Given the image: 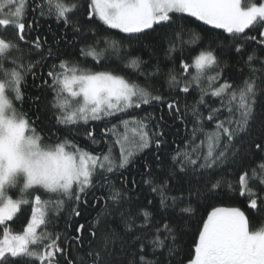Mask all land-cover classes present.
Segmentation results:
<instances>
[{
	"label": "snow or ice",
	"instance_id": "snow-or-ice-1",
	"mask_svg": "<svg viewBox=\"0 0 264 264\" xmlns=\"http://www.w3.org/2000/svg\"><path fill=\"white\" fill-rule=\"evenodd\" d=\"M29 3L31 19L26 15ZM77 12L80 16H75ZM175 13L229 35L215 48L209 44L200 49L189 64L182 58L183 47L200 37L192 33L185 41L182 26L144 44L149 52L145 60L128 54L130 43L101 34L94 24L118 29L129 42L139 43L146 30L172 25ZM53 19L56 29L49 23L48 31L41 34V21ZM9 28L13 39L0 35V264H174L177 232L187 223L185 218L194 217L198 205L207 207L211 200L237 195L246 202L245 209L212 207L200 218L194 254L180 264H264V220L253 224L246 214L264 215V160L248 166L254 153H264V2L0 0V32ZM252 28L256 35H244ZM164 42L168 44L165 59L173 63L166 72L159 61L151 63ZM78 43L80 59H71ZM250 44L254 46L249 48ZM13 51L18 55L11 57ZM89 59L96 65L119 61L138 79L117 68L95 71L80 62ZM49 60L56 62L49 65ZM177 61L182 72L177 71ZM6 63L12 67L6 68ZM190 69L194 74L185 79ZM245 69L247 75L239 83L226 75L243 74ZM29 74L35 88L52 93L47 108L55 125L48 137L36 127L40 96L30 97L31 105L37 106L31 118L14 103L22 105L26 99ZM161 75L163 85L175 96L163 95L162 86L154 83ZM193 88L198 98L182 104L179 94L186 96ZM157 105L159 117L130 114ZM165 106L172 125L165 121ZM117 118L116 124L100 130L102 139L86 128L88 147L80 146L70 134L60 135L62 127L94 121L110 124ZM177 122L185 129L183 147L170 149L166 136ZM206 123L212 128H205ZM254 124L258 132L253 131ZM171 134L181 135L178 128ZM92 147L101 151L94 153ZM141 156L142 171H138ZM41 191L56 199H44ZM148 196L158 197L159 203ZM141 197L146 204H138ZM23 206H30V215L16 231L8 222ZM82 207L99 211L90 222L74 226ZM65 209L64 231H49L48 225L58 221Z\"/></svg>",
	"mask_w": 264,
	"mask_h": 264
},
{
	"label": "trees",
	"instance_id": "trees-1",
	"mask_svg": "<svg viewBox=\"0 0 264 264\" xmlns=\"http://www.w3.org/2000/svg\"><path fill=\"white\" fill-rule=\"evenodd\" d=\"M248 2H256V3H260V2H264V0H242V3H248ZM31 4L29 3V10L26 13L27 18L31 19L32 17V12H31ZM80 12L75 13V16H80ZM173 17V21L174 23L170 26H167L165 28H161L159 26H155V31L152 30H146L145 35L141 38V42L137 43L135 40L129 42L127 39H125V36L127 34H123L121 33L118 29H108L106 30V26L100 25L98 22H94L95 26L98 28V31L101 34L104 35H108L112 38H115L117 40H123V42L127 45V44H131V52L128 53L129 55L132 56H141L143 59L147 60L149 58V52L147 49L144 48V44L150 43L152 42L155 38H157L161 33L163 32H173L174 30L179 29L181 26L183 27L184 30V34H183V39L185 41H188L192 38V33H197L200 37L199 41H197L195 44H186L183 47V57L189 64H191L192 62V57L195 56L200 49L207 47L209 44H212V47L215 48L217 46V44L220 43V39H222L223 37L228 36L229 34L225 33L222 29H214L212 26L209 25H205L203 22L201 21H197L195 18L193 17H189L187 14H179V13H175L172 14ZM43 28L41 29V34L46 33L48 31V24L51 23L52 29L55 30L56 29V24L54 19L50 20V21H41ZM61 27H63V25H61ZM0 35H2L5 39H13L14 38V32L12 28L7 29V31H3L0 32ZM246 36H251V35H256V28H252L251 30H246L245 34ZM49 42H51V35H49L48 37ZM177 45H178V51L176 53L177 57H179L180 52H179V41H177ZM168 44L167 42H164L160 45V47L156 50V54L153 56L151 63L155 64L157 63V61H159L162 69H164V71L166 72L168 68L173 67V63L171 60L165 59L164 56V49L167 48ZM254 45L250 44L249 48L253 47ZM22 48H25L26 46L21 44ZM81 45L78 43L75 47L74 50V55L72 57H70L71 59H80V55H79V49H80ZM9 55L11 57H15L18 54L16 52H11L9 53ZM219 55V53H218ZM35 56H32L31 59H35ZM69 58V57H66ZM226 57H222V59H225ZM27 57L25 59V63L27 62ZM235 59V57H233V60ZM56 61L53 60H49L47 63L49 65H51L52 63H54ZM81 64L86 65L87 67L92 68L95 71H102L105 69H110V68H117L121 74H124L126 76H129L132 80H137L138 77L133 74L130 70H126L123 68L122 64H120L119 61H115L113 60L112 63H102L99 65H96L91 59L87 60V61H83L80 60ZM151 65H149L148 67H150ZM6 68H10L12 67V65L10 63H6L5 64ZM176 68L178 72H182V69H180L179 67V63L177 61L176 63ZM36 71L39 73L41 70L40 69H36ZM48 71V68L45 67L43 69V74L46 76V73ZM194 69H190L189 73L187 74V76L185 77V79H188L191 77L192 74H194ZM211 74V73H209ZM231 75L232 79L234 82L239 83V81L243 78V75H247V69L244 70L243 74H241L238 71H230V73L226 74V75ZM163 80H164V76L161 75L157 81H154V83H157L158 86H162V94L165 96H175L176 93H170L167 89L166 85H163ZM26 81H27V87L24 88V92H25V96L26 99L24 100L23 104L21 105L20 102H16L15 106L17 109L23 111V112H27L29 114V117H33L36 112H37V106L36 105H31L30 103V97H34V96H40V104H39V109H40V121L39 123L36 125L37 129L39 131H41L45 137H48L54 130L53 126L55 125V120L52 119V112L49 108H47V102L51 99V95L52 93L46 89V88H35L33 86V78L32 76L29 74L26 77ZM50 82V81H49ZM139 82L141 84L144 83L143 78H139ZM36 84H40V80H36L35 81ZM183 84V81H182ZM9 95H11V93H9ZM179 98L181 100V103L183 104L184 102H187L189 104L193 103L195 99L198 98V92L195 90V88H193L192 91L189 92V94H187L186 96L184 94H179ZM211 99V98H209ZM216 103L218 104L219 101L217 100ZM146 113H154L157 117L160 116L161 114V108L159 105L157 106H153V107H149V106H143L142 110H133L131 111L130 114L132 115H136V116H144ZM164 118L165 121L167 122L168 125H172L173 124V120L172 118H170L167 114V109L166 106L164 107ZM205 115H207V113H205ZM122 118V117H120ZM113 119L111 120L110 124H107V122H101V121H94V122H90L87 126L83 125V123L79 124L78 126L74 127V128H61L60 130V135L61 137L70 134V138H74L76 140V142L83 147H88L89 146V141H87L84 136L83 133L85 132L86 128L87 129H94L95 130V135L97 139H102L101 137V129L104 128L105 126H111V124H116L118 122V119ZM191 121L189 120L188 123V129H189V134H190V129H191ZM177 128L180 130L181 135L179 137L177 136H173L171 133H174ZM205 128L207 129H211L212 128V124L210 123H206L205 124ZM122 131V129H121ZM253 131L254 132H258L259 128L257 124L253 125ZM184 133H185V129H184V125L180 124L179 122L176 123V125L174 127H171L168 129V134L166 136L167 140L170 142L169 143V148H174L177 145H179L180 147H183L182 144V138H184ZM114 139L112 137L109 138ZM175 140L176 144H172L171 141ZM45 142H48L47 140ZM199 142V141H197ZM103 147V146H102ZM91 151L95 152H100L101 148L98 147H92L90 149ZM152 151H155V148L152 149ZM115 154L118 156L119 155V150L118 147L116 148ZM144 156H148L149 159L151 158V154L146 152L144 154ZM144 156H141L137 159V170L138 171H142V166H141V161L144 159ZM168 158H165V161L167 162ZM261 160H264V153L261 152H256L254 153L253 158L248 162V166L249 167H255ZM132 169H129V172H131ZM125 175H128V173H125ZM237 178H238V174H237ZM136 179L139 181L141 178L139 175L136 176ZM145 192H147V189H144ZM11 195H13V197L15 198L16 193L15 192H11ZM41 195L44 199H56L55 196L49 197L48 194L44 193L43 191H41ZM148 199H155L156 203H159V199L158 197H153V196H148ZM146 200L144 199V197H141V200L138 201V204L140 205H144L146 204ZM245 201L240 199L239 196H235L232 198H228L227 196H225L223 199H215V200H211L208 204L207 207H203V206H197L196 207V212H195V216L192 218H185V220L187 221L186 224H184L183 226L180 227V229L177 232V240H176V244L179 248V251L176 254V258L174 261V264H180L181 260L183 261H187V259L190 257V254H194V242L196 239V236L198 235V226L199 223H202L201 221V217H206L207 212L211 210L212 207H217V206H223V207H232V206H239L242 209H245ZM99 211L98 208H92V207H88V208H81V216L79 218H75L73 220V225H78L80 223H88L90 222L95 216L96 213ZM133 211H135V208L133 209ZM246 214L251 218L253 224H257L259 222H261L262 220H264V215H254L252 212L246 211ZM30 215V206H23L22 211L18 214V216L16 218H14L13 221L8 222L9 226L11 228H13L16 231H19L21 229V224L22 223H26L27 222V217ZM68 216V210L65 209V211L63 212V214L59 217V220H52V223H50L48 225V230L49 231H59V232H63L64 228H65V223H66V217ZM159 217H156V219H158ZM173 220L175 221V218L173 217ZM140 221L138 220L137 223H139ZM162 222V221H161ZM153 223H155V220L153 221ZM59 225L58 227H55V225ZM113 226H115V222L113 223ZM105 227L104 224L101 225V229H103ZM40 230H43L40 229ZM147 231H151L150 229H148ZM0 234H2V232H0ZM74 234V233H73ZM85 235H87V232H85ZM61 244H63V240L60 241ZM38 264V262H37Z\"/></svg>",
	"mask_w": 264,
	"mask_h": 264
},
{
	"label": "rangeland",
	"instance_id": "rangeland-1",
	"mask_svg": "<svg viewBox=\"0 0 264 264\" xmlns=\"http://www.w3.org/2000/svg\"><path fill=\"white\" fill-rule=\"evenodd\" d=\"M119 150V149H118ZM13 192H15V191H13ZM16 193V192H15ZM17 194V193H16Z\"/></svg>",
	"mask_w": 264,
	"mask_h": 264
}]
</instances>
